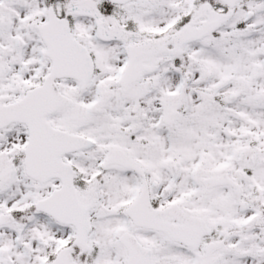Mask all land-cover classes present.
Instances as JSON below:
<instances>
[{"label":"snow or ice","instance_id":"obj_1","mask_svg":"<svg viewBox=\"0 0 264 264\" xmlns=\"http://www.w3.org/2000/svg\"><path fill=\"white\" fill-rule=\"evenodd\" d=\"M0 264H264V0H0Z\"/></svg>","mask_w":264,"mask_h":264}]
</instances>
